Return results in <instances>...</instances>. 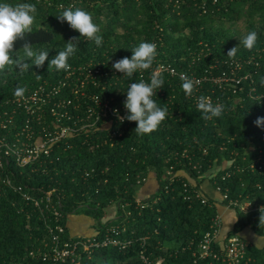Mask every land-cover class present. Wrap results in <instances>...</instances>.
<instances>
[{
	"label": "trees",
	"instance_id": "obj_1",
	"mask_svg": "<svg viewBox=\"0 0 264 264\" xmlns=\"http://www.w3.org/2000/svg\"><path fill=\"white\" fill-rule=\"evenodd\" d=\"M31 2L36 4V12L33 33L27 39L35 47L49 50V59L58 46L79 36L67 22L56 17L62 6L84 8L100 25L102 46L82 37L69 59L72 67L110 57H130L131 48L149 40L156 43L158 54L152 68L144 71L145 80L159 64L178 71L190 65L186 71L216 76L229 70V63L234 61L240 63L237 75L248 77L235 92L230 85L219 88L205 82L199 92L193 89L192 95L186 96L178 76L160 72L165 83L156 99L167 103L168 116L153 132L137 134L136 122L112 123L111 128L120 135L110 141L106 142L109 130L98 129L61 140L48 157L33 165L19 168L13 159L3 164L1 177L8 176L11 187L0 182V264H50L32 257L30 252L36 253L50 241L44 222L53 224L54 209L62 215L64 238L77 236L70 233L69 217L83 214L94 223L88 237L98 242L105 237L125 242L123 247L93 248L85 264H142L140 253L152 261L161 259V264H226L219 258L199 259L197 248L203 235L211 231L218 206L226 208L230 202H245L250 208L245 212L228 208L235 221L221 241L233 235L245 240L241 233L251 230L261 244L248 243L241 264H264V219L260 221L261 210H251V205H264V126L256 124L258 117H264V0ZM238 21L244 24L243 33L223 25ZM252 30L258 33V41L249 50L239 40ZM22 45L23 41L16 42L14 58H18L16 52ZM234 47L236 53L228 56ZM63 73L65 70L48 69L47 61L44 66L33 65L29 70L19 69L15 63L0 69V123L15 110L14 123L0 127V138L10 140L24 125L26 114L13 103L18 97L14 89L24 87L26 95L39 85H52ZM133 79H138V74ZM103 81L100 80L102 84ZM128 82L126 78L119 84L107 85V96L120 89L122 95L114 97L115 102H122ZM251 84L255 92H251ZM90 89L92 93L100 92V87L90 86L88 92ZM200 95L223 103V115L203 118L196 107ZM31 125L41 131L45 123ZM150 174L154 175L155 190L138 199ZM204 182L209 183L218 198L203 191ZM52 190L50 202H40L45 199L43 192ZM35 200L39 201L38 207ZM114 230L116 233H112ZM212 248L221 253L217 243Z\"/></svg>",
	"mask_w": 264,
	"mask_h": 264
},
{
	"label": "built area",
	"instance_id": "obj_2",
	"mask_svg": "<svg viewBox=\"0 0 264 264\" xmlns=\"http://www.w3.org/2000/svg\"><path fill=\"white\" fill-rule=\"evenodd\" d=\"M118 59L120 58L109 61L108 58V60L106 59L103 62L71 66L52 85H39L26 95L16 97L13 103L20 111L26 114L23 120L24 125L12 134L10 140L0 138V170L3 169V164L7 165L9 163L10 159H13L19 168L33 165L40 159L48 157L56 143L76 135L89 134L98 129H103L109 130L106 142L119 136V132L111 128L112 123L122 124L113 110L119 109L120 114L123 115L126 111L123 107L125 98L123 99L122 97V102H115L116 97L114 96L122 95L120 89H116L113 96H107L106 94L107 85H116L121 83V80L126 79L121 77L122 74L111 67L112 63ZM228 66L229 70L220 71L216 76L196 75L191 71H186L187 68H190V65L185 70L178 71L170 65L159 64L155 71L157 73L167 72L171 76H178L182 81L184 78H191L194 82L196 93L199 92L205 82L214 86L217 85L219 88L224 85H230L233 88L232 91L235 92V89L248 75H237L236 71L240 68V63L237 61L230 62ZM253 74H251V80ZM141 78L144 79L143 76L141 77L138 74V79ZM101 79H104L103 84L100 82ZM90 86L100 87V92L92 93L91 91L93 90L91 89V93L88 92ZM64 91H67V93L65 94ZM251 92H255V86L252 84ZM209 97H211L213 103L219 102L217 98ZM69 109L73 110L75 114L71 115ZM14 113L15 110L1 121L0 127L2 129L14 123L12 116ZM32 123L37 125L45 123V126L42 127L41 131H36L32 127ZM0 182L11 187V181L8 176L1 177L0 174ZM52 193L53 190L43 192L45 199H41L40 202L49 203ZM22 197L26 200H31L29 195L22 194ZM225 198L226 196L224 195L223 199ZM201 202L203 203L204 200H201ZM34 205L38 207L39 201L35 200ZM235 207L242 212L250 208L249 204L245 202L239 205L230 202L226 208L234 210ZM254 208L261 210L264 205L259 207H252L251 205V210ZM39 210L40 212L42 211V209ZM52 214L54 216L53 224L44 222L47 225L48 233L51 235L50 241L43 243V247L38 249L36 253L30 252L32 257L48 261L50 264H85L84 260L89 258L87 256L91 255L93 248L106 245H121L123 247L125 245V242L121 244L117 239L110 237H105L102 242L95 241L88 235L64 238L66 230L61 222L62 215L55 209ZM221 222V216L217 214L210 227L211 231L206 232L198 243V258L212 257L213 259L219 258L226 264H241L246 254L248 242L237 235L228 237L224 242L218 241L217 237ZM112 233H116V231L114 230ZM213 243H217L220 246L221 253L214 251L212 248ZM139 257L142 264H161V259L152 261L142 253L139 254Z\"/></svg>",
	"mask_w": 264,
	"mask_h": 264
},
{
	"label": "clouds",
	"instance_id": "obj_3",
	"mask_svg": "<svg viewBox=\"0 0 264 264\" xmlns=\"http://www.w3.org/2000/svg\"><path fill=\"white\" fill-rule=\"evenodd\" d=\"M62 8V12L56 17L62 22H67L71 29L79 33V36L65 41L63 47L58 46L56 54L49 59V50L37 48L35 47L36 44L27 39L29 34L33 33L36 4L31 0H22V2L17 3H13L11 0H0V69L15 63L19 69L26 68L29 70L33 65L42 67L47 61L48 69L59 72L71 67L69 59L79 48L82 37L86 42L93 41L98 47L102 46L104 37L100 25L94 22L91 12L80 7L62 6ZM18 40L23 41V45L16 52L18 58H14L13 52ZM257 41L258 33L252 30L247 32L242 41L239 40V43L251 50L256 46ZM237 47L230 49L227 55L233 56ZM21 49L23 50L22 54ZM131 53L130 57L124 56L115 60L111 65L114 70L122 74L121 77L129 80L126 90H123L125 93L123 100L125 113L121 115L119 109L113 111L121 123L125 121L136 122L134 132L145 135L156 130L168 116L167 103H158L156 99L157 92L164 87L165 81L155 70L149 73L147 80L143 78L133 79L136 74L142 77L145 70L152 68L158 54L155 42L142 40L137 46L131 48ZM26 59L30 63H23ZM261 83L264 84V78H261ZM181 88L186 96H191L194 89L193 80L184 78ZM25 91L24 87L17 86L14 89V94L22 96ZM196 107L205 119L220 117L225 110L223 103H213L211 97L205 95H200L197 98ZM256 124L257 126H264V117H258ZM262 219H264V208L261 209L260 221Z\"/></svg>",
	"mask_w": 264,
	"mask_h": 264
},
{
	"label": "crops",
	"instance_id": "obj_4",
	"mask_svg": "<svg viewBox=\"0 0 264 264\" xmlns=\"http://www.w3.org/2000/svg\"><path fill=\"white\" fill-rule=\"evenodd\" d=\"M150 180L152 183L151 184H147V181ZM146 183L147 184L146 186L144 185L142 187V189L139 191L138 193V196L140 198L138 199H142L146 196H148L149 194H151L152 192H154L155 190V187H156V182H155V179H154V175L153 174H150L148 176V179H147ZM202 189L205 193H207L208 195L210 196H213V197H217V193L212 189V187L209 185L208 182H204L202 185ZM218 198V197H217ZM111 212V211H110ZM218 214L221 216V228L219 230V235L217 237V240L220 241L222 240V238L225 236L226 232L232 227L234 221H235V215L229 211L227 208L223 207V206H218ZM83 215V214H81ZM85 221L87 222L88 221V218L85 217L83 215ZM82 219V218H81ZM83 220V219H82ZM68 224V227H69V230H70V233L73 235L74 233L72 232V228H70V224ZM82 227V226H81ZM75 228L78 230V229H81L79 225H76ZM242 237L248 242V243H252L251 242V239L254 240L257 245H260L261 244V239L257 236H255L251 230H245L241 233ZM252 234L254 236H252ZM75 235V234H74Z\"/></svg>",
	"mask_w": 264,
	"mask_h": 264
},
{
	"label": "rangeland",
	"instance_id": "obj_5",
	"mask_svg": "<svg viewBox=\"0 0 264 264\" xmlns=\"http://www.w3.org/2000/svg\"><path fill=\"white\" fill-rule=\"evenodd\" d=\"M225 27H228L230 28L231 30H235L239 33H243L244 32V24L242 21H238L234 24H231V23H227L225 22L223 24ZM152 182L150 180L147 181V184H151ZM147 184H144L145 186ZM142 189V188H141ZM83 220H82V219ZM68 223L70 224V228H72V232L77 235V236H86L90 233H92V230H91V227L93 226V222L91 220L88 219V221L86 222L83 215L81 214H75V215H71L68 219ZM76 225H79L81 229H76L75 226ZM82 226V227H81ZM254 234V233H253ZM252 234V236H254ZM256 236V235H255ZM258 237V236H257ZM251 242L253 244H256L254 243L255 241L251 239Z\"/></svg>",
	"mask_w": 264,
	"mask_h": 264
}]
</instances>
